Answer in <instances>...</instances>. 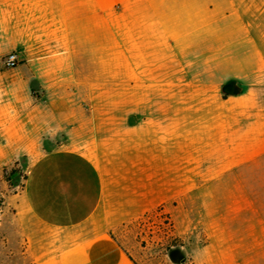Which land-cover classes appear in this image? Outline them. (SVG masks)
I'll return each instance as SVG.
<instances>
[{"label":"crops","instance_id":"crops-1","mask_svg":"<svg viewBox=\"0 0 264 264\" xmlns=\"http://www.w3.org/2000/svg\"><path fill=\"white\" fill-rule=\"evenodd\" d=\"M260 11L259 0H0V62H20L0 67V154L28 162L12 203L37 264H134L110 233L157 210L191 264H264L258 178L244 200L224 168L238 158L228 127L246 124L241 143L264 148ZM229 62L239 69L223 76ZM226 87L241 93L224 100ZM254 154L248 169L264 170Z\"/></svg>","mask_w":264,"mask_h":264},{"label":"rangeland","instance_id":"rangeland-1","mask_svg":"<svg viewBox=\"0 0 264 264\" xmlns=\"http://www.w3.org/2000/svg\"><path fill=\"white\" fill-rule=\"evenodd\" d=\"M259 6L261 11L258 20L260 24H264V0H259ZM260 69L264 70V63H260ZM254 81L255 83L260 82L259 87L264 90V75ZM239 93H241L239 89L226 87L222 89L219 97L227 100L230 96L240 95ZM243 95L246 96V94ZM262 99H264V95H261ZM234 109L236 107L232 104L223 108V113L230 115L235 113ZM238 115L240 116V112ZM260 115L264 118V106L260 108ZM237 132L238 135L235 134ZM250 132L251 128H248L246 124L242 125V128L239 125L234 135L232 128L228 127V149H232L231 142L239 144L238 147L236 146L238 158L228 161L224 168L228 170L226 181L229 193L237 194L240 190L244 200L250 199L248 187H252L254 180L258 178L261 201L258 208L255 205L254 209L256 214L258 210L259 223L264 226V170L257 172L248 169L253 158L256 157L253 152L257 153L258 151L260 158H264V148L257 149L255 144L253 148V145L248 144L246 140L241 143L242 138L246 139ZM254 134L255 139L264 137V124L256 125ZM235 136L237 137L235 138ZM103 145L105 144H99V146ZM91 153L94 154L95 149ZM9 157L0 154V264H37L34 256L29 253L27 238L18 229L15 208L12 203L13 198L20 195L22 191L28 162L25 159L10 161ZM241 166L244 169L243 172L230 171ZM243 184L248 185L245 190L242 188ZM247 210L248 207L245 209V216L248 214ZM110 236L133 260L134 264H191L188 256L182 253L183 251L181 252L183 244L175 239L169 218L161 210L135 216L128 223L112 230ZM260 247L264 248V240Z\"/></svg>","mask_w":264,"mask_h":264},{"label":"bare ground","instance_id":"bare-ground-1","mask_svg":"<svg viewBox=\"0 0 264 264\" xmlns=\"http://www.w3.org/2000/svg\"><path fill=\"white\" fill-rule=\"evenodd\" d=\"M242 65H243V66H242V72H243V74H245V75H246L250 70L253 69L252 64H250V63H243ZM218 69H219V71H221V73L223 74V76H225L226 74L230 73V72H229V69H230V70L232 69V71L234 72V71H236V69H239V67L236 68V64H235V63H230V62H229V63H220V64L218 65ZM260 234H261L262 237L264 236V227L261 228Z\"/></svg>","mask_w":264,"mask_h":264},{"label":"built area","instance_id":"built-area-1","mask_svg":"<svg viewBox=\"0 0 264 264\" xmlns=\"http://www.w3.org/2000/svg\"><path fill=\"white\" fill-rule=\"evenodd\" d=\"M20 65V62L18 60V55L15 53L7 55L5 58H3L0 62V67L3 70H11L15 69Z\"/></svg>","mask_w":264,"mask_h":264},{"label":"trees","instance_id":"trees-1","mask_svg":"<svg viewBox=\"0 0 264 264\" xmlns=\"http://www.w3.org/2000/svg\"><path fill=\"white\" fill-rule=\"evenodd\" d=\"M26 180V176L24 177V181Z\"/></svg>","mask_w":264,"mask_h":264}]
</instances>
